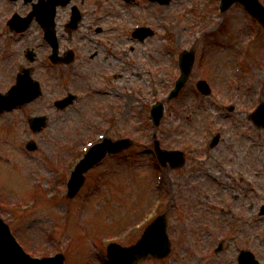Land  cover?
I'll return each instance as SVG.
<instances>
[{
  "label": "rangeland",
  "instance_id": "374dc122",
  "mask_svg": "<svg viewBox=\"0 0 264 264\" xmlns=\"http://www.w3.org/2000/svg\"><path fill=\"white\" fill-rule=\"evenodd\" d=\"M191 1L194 0H172L169 5H158V48L155 52L158 54V87L161 89L158 92V99L167 96L177 76V68L171 62L176 50L180 52L185 47L196 45L202 59L197 63L196 73L190 78L187 87L178 98L166 102L165 117L157 129L153 125L137 124L138 118H131L132 115L141 112L136 106V97H133L128 104L122 103L123 107L130 110L131 122L127 121L124 115L123 118H117L119 124L115 125L112 137L122 132L125 135L130 134L136 139V144L127 149L122 156L107 159L101 169L88 173L86 183L74 198L61 197L67 190L69 178V175L64 173L63 166L68 159H71L73 149L76 150L83 141L94 135L97 132L96 128L101 124L80 121L78 107L86 106L90 110L91 101L86 102V98L83 103L79 104L78 101L64 110L66 112L53 110V117L59 114L60 118L57 117V120L48 123L49 127H46L42 133L34 135L38 143V149L35 151L26 148V140L33 136L29 133L27 123L13 112L0 115V203L3 204V216L11 223L18 239L31 254L37 255L38 252L44 251L45 254L51 255L59 248L66 255L68 254L67 264H106L102 260L104 256L99 257L96 254L95 244L102 246V237L113 238L120 235L127 226L141 219L151 209L155 198L162 194L167 204L161 206L159 212L166 213L169 217V230L173 240L172 251L163 260L150 257L140 264L232 263L235 245L222 252L221 259L214 258L213 252L210 251L223 234L220 224L215 221L220 217L213 218L212 221L204 218L209 215L203 203V196L207 190L205 184L201 182L198 183L197 188L193 187L191 182L193 176L190 177L189 165L179 170L166 169L163 174L164 191H158L156 182L158 161L153 152L151 135L156 132L164 146H177L189 137L192 139L200 137L196 136L199 120L191 121L190 108L188 109L196 97L193 85H196L197 79L203 75L210 77L214 86L218 88L225 85L226 80L233 77V69H235L233 60L244 45L243 39L250 33L254 34L258 28L256 42L258 40L259 42L253 47L256 50L262 49L264 30L259 28L260 25L249 17L240 4H235L223 14L216 10L212 16L213 21L215 24L223 21L217 28L213 25L211 34L209 36L205 34L203 39L200 35L204 34L203 31L208 27H203L207 25L205 22L200 23L199 26L192 20L184 19L171 33H166L163 28L164 23L172 22L182 6ZM219 1L214 0L213 6L217 7ZM111 4V0H89L86 6L105 7ZM10 10L0 0V91L7 90L15 81V73L19 65L27 64L25 59L27 47L41 41V30L36 24L24 34H13L8 29H1L2 16ZM225 23L229 25V31ZM196 33L198 37L194 38ZM37 51L40 56L46 51V47H37ZM254 57L255 55L252 59L243 62L248 66L250 73L247 80L251 83L256 82L261 75L260 71L264 69V55L261 59ZM97 65L99 66L100 63L96 60L87 67L83 65L80 67L86 72H89V69L93 72L99 68ZM56 76L58 74L53 69L50 79L55 85L60 83ZM65 79L66 76L63 81ZM247 80L243 79V84ZM258 80L261 81L259 86L264 91V78L260 77ZM64 85L66 86L62 89H86V84L78 77H74L70 83ZM61 92V87L50 91L51 98ZM146 95L151 99V93ZM97 96L93 100L94 107L102 108L108 104V101L102 100L101 95ZM139 100L144 102L143 98ZM118 102L121 107V98L114 99L112 103ZM22 112L24 113L18 110V113ZM202 112L203 110H200V113ZM258 138L264 143V138ZM222 157L219 160L224 159ZM212 161L218 164L217 159L210 157L209 162ZM250 161L251 159H248L245 168H249ZM254 161L259 171L256 187L260 192L261 200L264 198L262 180L264 149L263 152L260 148L254 152ZM55 175L60 180L57 188H53L51 182ZM48 191H58V198L49 200ZM22 196H27L28 199L19 201ZM33 198L40 201L34 208L27 212L19 210L21 203H27ZM258 229L260 233H264V224H260ZM49 231H52V234ZM99 235L102 236L99 238L97 237ZM263 255L264 252L261 253V256Z\"/></svg>",
  "mask_w": 264,
  "mask_h": 264
},
{
  "label": "water",
  "instance_id": "95a60500",
  "mask_svg": "<svg viewBox=\"0 0 264 264\" xmlns=\"http://www.w3.org/2000/svg\"><path fill=\"white\" fill-rule=\"evenodd\" d=\"M244 1L255 11L259 12L257 7L252 3V0L251 1L244 0ZM35 13H38V15L41 18L46 13V10L43 8H39L35 10ZM54 13L55 10L53 9L52 17L54 16ZM259 15L260 18L264 21V15L261 12L259 13ZM51 24H54L53 20L51 21ZM188 56L189 54H185V58H187ZM187 74L188 73L186 72V75ZM26 85H27V80L24 83H22L20 87L24 88L26 87ZM23 91L24 90H20V88L15 87L11 95L9 96L0 95V110H3L4 108L11 109L14 106V104L17 102V100H20V98L24 96ZM160 112L161 110H159L157 113L158 121L161 116ZM123 147H125V145L120 146V149H122ZM104 149L105 148H102L96 151V153L93 152L88 158L93 157V155L95 157L98 155L102 156L105 152ZM82 169L83 168H81L79 172L76 173L77 176L75 177L73 192L71 194H74L83 182L82 181L83 178L80 175ZM166 244L168 245V240H166L164 234L163 224L158 220L149 228V230L147 231V233H145L143 239L140 241L138 245H135L129 249H124V251L134 248V251L129 255L130 260L128 261L129 264H132L134 262H138L140 258L147 256L149 253H152L156 256L165 255L166 253L164 251H159L158 247L166 246ZM113 256L115 262L118 263L120 259L118 252H116ZM0 259L2 261V264H63V256H59V258L57 257L54 259L50 258L44 260L30 259L27 255H25L23 250L16 243V241L14 240L13 236L9 231L8 226H6L1 219H0Z\"/></svg>",
  "mask_w": 264,
  "mask_h": 264
},
{
  "label": "flooded vegetation",
  "instance_id": "af4514ba",
  "mask_svg": "<svg viewBox=\"0 0 264 264\" xmlns=\"http://www.w3.org/2000/svg\"><path fill=\"white\" fill-rule=\"evenodd\" d=\"M108 13H110V15H108ZM130 14L136 16L134 11L129 7H124V11H120L118 7H111L108 12H103L98 10L97 7H92L90 12L86 10L82 14V19L87 18L89 20L85 26H87L88 28H92L94 25L96 26L95 30L97 32L106 33V37H103L97 41L98 43L96 50L93 54H91V57H97L98 55H100L101 60L109 62L110 66L117 65V67H120L121 65H123V72L129 74L135 69L141 70L143 65V58H146L145 54H138L134 55V58L131 60L125 59V56L130 55V50L127 48L128 42L125 37V29L121 21L125 18V16H128ZM107 17H110L108 26L104 28L99 24L106 21ZM68 32L72 35V32L74 31L69 30ZM224 142L225 149L236 154H240L241 152H243V149H245V152H249L248 149H252V147L248 148L247 146H242L239 149L234 142V137H228V141L226 140V137H224ZM249 145H251V143ZM229 186L231 187L230 192L233 195L232 199L234 200V202L242 200L243 195L245 196V198H247L248 194L246 192L242 193L240 191L241 188L236 183L229 184ZM235 188H238L239 190L236 191L234 190ZM255 198V196L251 198L252 203ZM224 200L226 201L225 198ZM254 204L255 202L253 203V205ZM232 227L237 228V225H232Z\"/></svg>",
  "mask_w": 264,
  "mask_h": 264
}]
</instances>
